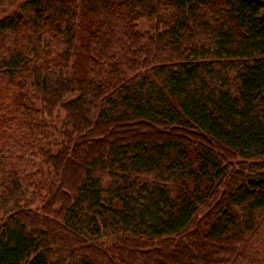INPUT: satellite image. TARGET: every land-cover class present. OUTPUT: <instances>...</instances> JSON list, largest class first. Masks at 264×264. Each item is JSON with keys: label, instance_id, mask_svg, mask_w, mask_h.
<instances>
[{"label": "trees", "instance_id": "1", "mask_svg": "<svg viewBox=\"0 0 264 264\" xmlns=\"http://www.w3.org/2000/svg\"><path fill=\"white\" fill-rule=\"evenodd\" d=\"M0 264H264V0H0Z\"/></svg>", "mask_w": 264, "mask_h": 264}, {"label": "rangeland", "instance_id": "2", "mask_svg": "<svg viewBox=\"0 0 264 264\" xmlns=\"http://www.w3.org/2000/svg\"><path fill=\"white\" fill-rule=\"evenodd\" d=\"M140 29H141L142 31H146V30H148V29H151V25H150V24H146V23H142V24L140 25Z\"/></svg>", "mask_w": 264, "mask_h": 264}]
</instances>
